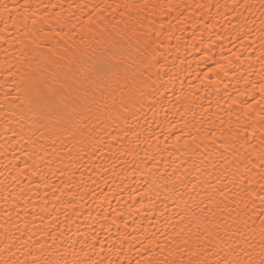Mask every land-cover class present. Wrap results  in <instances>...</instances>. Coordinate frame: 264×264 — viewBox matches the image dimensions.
<instances>
[{
  "label": "snow or ice",
  "instance_id": "1",
  "mask_svg": "<svg viewBox=\"0 0 264 264\" xmlns=\"http://www.w3.org/2000/svg\"><path fill=\"white\" fill-rule=\"evenodd\" d=\"M15 7L12 5V9ZM115 7L122 10L120 20L111 30L107 27L101 29L98 25L95 30L89 28L90 35L80 37L83 47L73 48L69 45L63 47L60 54L54 51V46L48 49L50 55H41L38 51L41 46L37 45L31 57L21 52L18 58L21 64H28V69L21 71L15 65L0 69V74L6 72L13 77L12 83L3 93V102L0 103L3 112L0 115L8 114L5 119L9 115L17 118L20 129L19 133L14 134L28 143L24 154L29 160L42 152H48L49 147V157L55 156L59 145V151L64 153L61 163L65 160L69 163L67 170H60L61 175L71 172L73 165H80L82 154L87 155L89 160L92 157H104L113 163L120 161L122 166L119 172L108 167L102 170L123 175V166L128 165L129 161L122 158L131 156L132 166L128 171L133 176L138 173L144 178L143 195L149 197L155 192L156 186L164 189L165 203L161 216L168 210L166 201L170 200L176 208L181 209L176 213L178 220L168 237L174 246L168 252L171 259L164 264H264V141L261 142L259 153L255 149L251 153L256 156V163L251 158L240 161L233 149L238 142L243 149L249 140L247 135L242 134L246 129L238 128L231 141L219 146L224 152L232 153V160L222 152L223 160L217 164L211 158L212 153L217 151L214 139L212 147L205 145L201 151V142H198L197 137H192L191 143L185 141L183 145H180V138L176 137L173 149L180 145L185 155L190 151L192 156L187 160L180 157L179 163L175 159L164 162L163 152H168L170 157L173 153L167 146L161 149L159 137L154 133L147 134L144 107L149 104L151 109L159 103L156 99L159 91L156 80L160 79V71L167 67L166 63H160L157 56L164 55V40L161 37L165 31L170 33L171 28L165 29L163 21L157 28V16L176 13L178 17L185 6L153 3L152 0H129ZM195 7L202 10L203 16L204 9L210 12L215 7L219 14V10L226 5L198 3ZM253 7L248 0H234L232 13L235 23L229 21L237 39L251 41L248 47L256 43L251 39L254 29L250 25L255 24L250 11ZM260 7L264 9V0ZM22 9L23 6L17 10L21 24L24 22ZM17 11L11 10L8 4H0V13H7L8 20L14 26L17 25ZM246 12L248 15H245ZM90 23L95 24V21ZM4 30L7 31V23ZM258 31L260 54L256 58L261 61L259 89L264 94V11L260 13ZM56 35L59 36V33ZM57 45H60V40ZM89 49L91 55L88 54ZM233 55L238 62L239 55ZM53 63L56 66L55 83H58V87L44 82L47 66ZM33 64L37 67H32ZM40 65L45 67L40 68ZM217 69V74L223 71L219 64ZM142 115L145 117L144 125L140 124ZM252 135L255 136V132ZM152 140L156 141L155 148L150 143ZM141 143L146 145L142 153ZM149 150H152L151 155L148 154ZM138 156L142 158L138 160ZM210 168L220 172L215 182L208 178L213 174ZM257 168L259 170L254 173ZM32 175H39V172L34 171ZM159 181L163 183L158 184ZM68 183H71V177ZM123 183L124 180H121ZM45 187L55 188V185L45 183ZM80 187L85 185L81 184ZM58 191V195L53 192L57 200L64 195L63 190ZM77 195L76 192H69L71 200L67 203L70 206ZM156 196L159 198L158 192ZM4 215L11 218L12 214L6 212ZM64 218L65 222L69 220L67 214ZM117 218H123V213L118 210L113 216V224ZM40 219L43 220V216ZM169 219L165 217L166 224ZM0 229H3L0 264H105L91 255L97 246V237L93 235L86 246L82 239L72 241L71 237L65 235L66 231H71L67 223L63 228L57 226L55 230L41 234L39 238H34L36 233L31 231L27 222L12 227L7 222L0 223ZM79 231L77 226L76 233L79 234ZM76 243L81 244L79 251L74 247ZM99 243L103 251L104 242ZM108 252L109 255L114 252L123 255L120 245L115 241L109 246ZM106 264H112V261L108 260ZM118 264H123V261ZM136 264L141 262L137 261Z\"/></svg>",
  "mask_w": 264,
  "mask_h": 264
},
{
  "label": "bare ground",
  "instance_id": "2",
  "mask_svg": "<svg viewBox=\"0 0 264 264\" xmlns=\"http://www.w3.org/2000/svg\"><path fill=\"white\" fill-rule=\"evenodd\" d=\"M125 2L129 0H0V4H8L13 11L23 6L24 16V22L21 24L18 19L20 13L17 11V25L14 26L12 21L8 20L7 13H0V69L13 65L20 67L21 71L28 69V64H21L18 58L21 52L31 57L37 45L41 46L38 49L41 55H50L48 49L54 46V51L60 54L63 47L69 45L73 48L83 47L80 45V37H88L89 28L95 30L97 25L101 29L107 27L111 30L120 20L122 11L117 10L115 6ZM152 2L185 6L178 17L176 13L157 16V28L160 27L161 21L165 29L171 28L170 33L165 31L161 37L164 40V55L157 56L160 63H166L167 67L160 71V79L156 80L159 89L156 99L159 103L151 109L149 104L145 105L146 125L143 115L140 119V124L147 128L148 135L154 133L159 137L161 149L167 146L173 153L170 157L168 152H163V161L175 159L179 163L180 157L189 159L192 153L189 151L185 155L180 150V145L185 141L191 143L192 137H197L198 142H201V151L205 145L212 147V140H215L217 151L212 153L211 158L217 164L223 160L222 152L232 160V153L224 152L219 146L231 141L237 129L243 128L246 131L242 134L248 136L249 143L241 149L238 142L233 151L240 161L251 158L256 163V156L251 153L253 149L259 153L261 142L264 141V94L259 89L262 70L261 61L256 58L260 54L257 37L260 35V13L264 11L260 7L262 0H248L254 6L250 10L251 19L255 20V24L250 25L254 29L251 39L256 41L252 47H248L251 41L237 39L230 28L229 21L235 23L232 13L234 0ZM198 3L223 4L226 7L220 9L219 14L215 7L210 12L204 9L205 14L201 16L202 10L195 7ZM12 5L16 6L15 9H12ZM109 5L112 7H108ZM90 21H95V24ZM5 23L7 31L4 30ZM58 40L60 45H57ZM253 48L256 49L255 52ZM88 54L91 55V49ZM233 54L239 55L238 62ZM218 64L223 69L219 74ZM32 67L37 65L33 64ZM39 67L44 68L45 65ZM55 67V63L47 66L44 82L58 87V83H55ZM153 78L156 79L155 76ZM12 81L13 77L8 76L6 72L0 74V103L3 102L6 87ZM162 84L165 86L161 87ZM0 112L3 110L0 109ZM5 115L8 114L0 115V223L7 222L9 227H12L27 222L31 231L36 233L34 238H39L49 230H55L57 226L63 228L67 223L71 231H66L65 235L71 237L72 241L82 239L86 246L91 242L93 235L97 237V246L91 255L105 264L108 260H111L112 264H118L119 261H123V264H128L129 261L131 264H136L137 261L141 264H148V261H151V264H164L166 260L171 259L168 252L174 246L168 237L171 236L173 225L178 220L176 213L181 209L176 208L170 200L166 201L168 210L161 216L165 203L164 189L156 186L155 192L145 197L144 178L138 173L133 176L128 171L132 166L131 156L122 158L129 161L128 165L123 166V175L102 170L103 167H108L119 172L122 166L120 161L113 163L111 159L104 157H92L89 160L84 154L80 161L82 166L73 165L71 172L61 175L60 170H67L69 163L67 160L61 163L64 153L59 151V145L55 156L49 157V147L48 152H42L29 160L24 154L28 143L20 139L18 134H14L19 133L20 129L17 118L9 115L5 119ZM253 132L255 136L252 135ZM176 137L180 138V145L173 149ZM150 143L155 148L156 141L152 140ZM145 147L146 145L141 143V153ZM148 154L151 155L152 150H149ZM141 158L142 156L137 157L138 160ZM258 170H254V173ZM34 171H38L39 175L33 176ZM209 171L213 174L208 178L215 182V177L220 175V172L211 168ZM256 178L259 179L258 176ZM121 180H124L123 184ZM45 183L55 185V188L45 187ZM162 183L163 181L158 182ZM81 184L85 187L81 188ZM137 189L140 191L137 192ZM58 190L64 191L59 200L53 195V192L58 195ZM69 192L78 193L75 200L71 201V206L67 203L71 200ZM157 192L159 198L156 196ZM117 210L123 213V218H117L113 224V216ZM6 212H11V218L4 215ZM65 214L69 217L67 222ZM41 216L43 220L40 219ZM165 217L170 218L167 224ZM77 226L79 234L76 233ZM2 239L3 229H0V240ZM100 241L104 242L103 251ZM114 241L120 245L123 255H117L115 252L109 255L108 248ZM74 247L79 251L81 244L76 243Z\"/></svg>",
  "mask_w": 264,
  "mask_h": 264
}]
</instances>
